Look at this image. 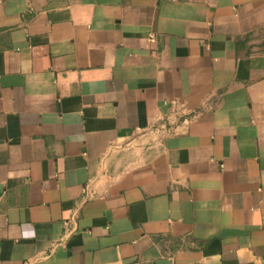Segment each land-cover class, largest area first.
Returning a JSON list of instances; mask_svg holds the SVG:
<instances>
[{
    "label": "crops",
    "instance_id": "obj_1",
    "mask_svg": "<svg viewBox=\"0 0 264 264\" xmlns=\"http://www.w3.org/2000/svg\"><path fill=\"white\" fill-rule=\"evenodd\" d=\"M0 264H264V0H0Z\"/></svg>",
    "mask_w": 264,
    "mask_h": 264
}]
</instances>
